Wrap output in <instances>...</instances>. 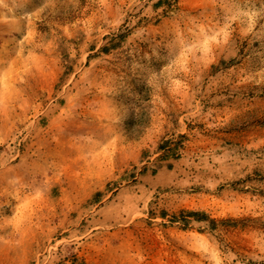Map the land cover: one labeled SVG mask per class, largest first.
<instances>
[{"label": "rangeland", "instance_id": "rangeland-1", "mask_svg": "<svg viewBox=\"0 0 264 264\" xmlns=\"http://www.w3.org/2000/svg\"><path fill=\"white\" fill-rule=\"evenodd\" d=\"M0 264H264V0H0Z\"/></svg>", "mask_w": 264, "mask_h": 264}, {"label": "trees", "instance_id": "trees-1", "mask_svg": "<svg viewBox=\"0 0 264 264\" xmlns=\"http://www.w3.org/2000/svg\"><path fill=\"white\" fill-rule=\"evenodd\" d=\"M180 215H186L189 218H195V220H201L200 218L204 219L207 217V215L205 213H199V212H195V211H182ZM181 220H182V222H184L185 217L183 216V218Z\"/></svg>", "mask_w": 264, "mask_h": 264}]
</instances>
